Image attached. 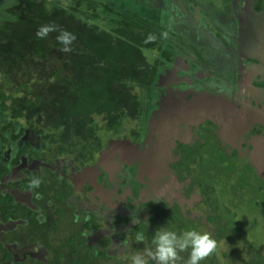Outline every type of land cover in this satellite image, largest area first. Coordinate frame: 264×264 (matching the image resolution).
Here are the masks:
<instances>
[{
  "label": "flooded vegetation",
  "instance_id": "1",
  "mask_svg": "<svg viewBox=\"0 0 264 264\" xmlns=\"http://www.w3.org/2000/svg\"><path fill=\"white\" fill-rule=\"evenodd\" d=\"M223 1L231 10L224 28L210 29L186 6L178 25L185 35L147 22L157 31L144 48L156 77L141 85L117 132L61 138L0 110V264H130L154 247L160 227L208 232L230 249L245 244L242 264H264L247 230L219 226L212 209L233 184L264 205V0ZM170 34L180 50H171ZM33 177L41 184L30 189ZM222 243L200 264L234 259ZM180 255L184 264L188 252Z\"/></svg>",
  "mask_w": 264,
  "mask_h": 264
},
{
  "label": "trees",
  "instance_id": "2",
  "mask_svg": "<svg viewBox=\"0 0 264 264\" xmlns=\"http://www.w3.org/2000/svg\"><path fill=\"white\" fill-rule=\"evenodd\" d=\"M50 4L21 0L0 22V110L61 138L75 131L88 137L100 128L117 132L126 107L141 96L132 88L156 77L146 64L152 52L144 48L154 45L148 31H157L144 19L117 14L99 23L98 14L78 3ZM43 24L74 34L72 51L60 50L59 31L36 37ZM220 236L228 238L227 229ZM255 250L258 255L261 249Z\"/></svg>",
  "mask_w": 264,
  "mask_h": 264
},
{
  "label": "rangeland",
  "instance_id": "3",
  "mask_svg": "<svg viewBox=\"0 0 264 264\" xmlns=\"http://www.w3.org/2000/svg\"><path fill=\"white\" fill-rule=\"evenodd\" d=\"M46 4L50 5H75L76 3L79 4V7H83L93 13H96L100 16V19H96V15L94 16L95 20H99V23L102 22L104 18H109L111 16L117 15L115 13H120L124 17L135 18L137 20L144 19L148 23H157L161 25H165L170 27V31L172 30L174 34L179 35L180 33L178 29V25L180 24V20H183L182 11L184 10L185 6L187 7L188 11H193L194 16L197 19L202 20L210 29H219L217 23L223 25H229V14H231L230 6L227 1L223 0H170L169 5L172 4L171 7L166 6L163 3V0H44ZM208 4L204 9H197V4L203 5ZM20 4V0H0V22L12 17V13L9 10L10 8L17 7ZM177 6V10H174V7ZM181 5V6H180ZM174 6V7H173ZM180 7V8H178ZM191 7V8H190ZM211 8L213 12L211 14L205 13L204 10ZM191 12L190 14H192ZM193 16V14H192ZM105 20V19H104ZM103 20V21H104ZM133 20V19H132ZM187 23H192L193 18L188 17L186 19ZM198 23L200 21L194 19ZM190 23V28L193 33L197 30L196 27H193ZM203 23V24H204ZM200 24V23H199ZM202 24V25H203ZM184 26V24H182ZM201 25V24H200ZM156 26L157 25H153ZM182 29V27H181ZM163 31V30H162ZM168 31V30H167ZM183 31V30H182ZM190 31L188 35H190ZM164 32V31H163ZM162 32V33H163ZM174 34H170L169 38L173 39L171 41V50L178 51L180 47L174 42H177L179 36H174ZM184 34L185 33H180ZM195 45V44H194ZM151 59L152 57H148ZM141 90V85H136L132 88V92L137 94ZM103 126V124H101ZM33 141L35 139L30 136ZM232 175V173H228ZM225 192L221 196V200H219L215 205H213L212 209L214 210L215 215H219L220 219L218 221L219 226L225 222L226 226H229L231 232H234V229L240 230H247L246 236L249 237V241H253L257 247H261L262 251H264V218L261 217V212L264 211V205H258L257 198L247 197V193L249 191H245V188L238 185H230L224 186ZM236 197V198H235ZM239 197V199H237ZM219 208L220 212H215L216 209ZM233 210L237 211L236 215H231L230 212ZM257 221V222H253ZM236 224H232V222ZM254 229V230H253ZM253 231V232H252ZM255 235L258 240L255 239ZM225 241V240H224ZM223 241H217V245L221 244ZM245 242V241H242ZM226 244V248L228 251L232 252L231 250L234 249L235 256L233 258H227L224 264H234L232 260L236 261L235 264H242L243 259H247L249 257V251L247 252V245L245 244H236L233 249H230V244L227 240L223 242ZM222 243V244H223ZM240 250V252H238ZM248 253V254H246ZM264 255V253H262ZM244 257V258H243ZM214 258V256H213ZM219 258V257H218ZM217 258V259H218ZM209 262L215 264L211 259L208 260ZM219 264H222L219 260ZM263 264V263H261Z\"/></svg>",
  "mask_w": 264,
  "mask_h": 264
},
{
  "label": "clouds",
  "instance_id": "4",
  "mask_svg": "<svg viewBox=\"0 0 264 264\" xmlns=\"http://www.w3.org/2000/svg\"><path fill=\"white\" fill-rule=\"evenodd\" d=\"M59 31L56 39L63 45L60 49L63 52L72 51L71 45L75 41L74 34L66 30L57 28L54 24H43L38 27L35 35L38 38H45L50 32ZM152 39V37H149ZM41 184L39 177H33L30 180L29 188H38ZM137 239L143 241V234H139ZM154 247L146 248L143 252L137 251L130 256V264H149L154 261L155 264H178L182 261L180 253L188 252V259L184 264H200V261L207 259L217 249V241L208 232L201 234L195 230L184 231L177 234L174 231L158 228L153 237Z\"/></svg>",
  "mask_w": 264,
  "mask_h": 264
},
{
  "label": "water",
  "instance_id": "5",
  "mask_svg": "<svg viewBox=\"0 0 264 264\" xmlns=\"http://www.w3.org/2000/svg\"><path fill=\"white\" fill-rule=\"evenodd\" d=\"M219 167H222V166L219 165ZM219 171H221L222 173H224V174H226V175H228L226 172L229 173V169H228V167H222L221 169H219Z\"/></svg>",
  "mask_w": 264,
  "mask_h": 264
}]
</instances>
